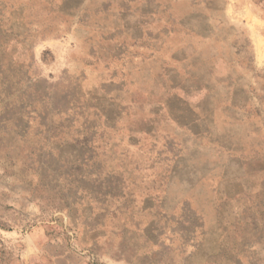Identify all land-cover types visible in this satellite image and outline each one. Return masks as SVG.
Masks as SVG:
<instances>
[{
	"label": "rangeland",
	"instance_id": "1",
	"mask_svg": "<svg viewBox=\"0 0 264 264\" xmlns=\"http://www.w3.org/2000/svg\"><path fill=\"white\" fill-rule=\"evenodd\" d=\"M0 264H264V0H0Z\"/></svg>",
	"mask_w": 264,
	"mask_h": 264
}]
</instances>
